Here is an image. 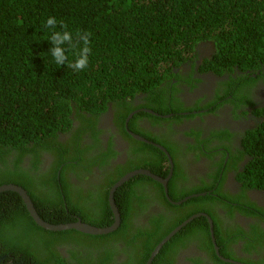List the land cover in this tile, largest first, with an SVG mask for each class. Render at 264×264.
I'll list each match as a JSON object with an SVG mask.
<instances>
[{
    "label": "trees",
    "instance_id": "16d2710c",
    "mask_svg": "<svg viewBox=\"0 0 264 264\" xmlns=\"http://www.w3.org/2000/svg\"><path fill=\"white\" fill-rule=\"evenodd\" d=\"M50 16L57 19L55 29L45 27ZM61 20L72 34L74 45H62L68 57L66 65L76 59L83 47L77 33L91 34L88 66L82 71L57 66L49 50L50 36L53 31H61ZM200 41L212 42L215 52L211 58L219 60L223 69L249 70L255 74L254 77L245 74L243 85L251 87L258 78L264 79V0H0V186L12 183L23 187L40 217L48 223L81 220L98 227L110 225L113 214L107 197L118 178L138 168L161 177L168 175L169 161L157 147L142 144L136 152L147 151L149 157L140 159L137 153L133 154L106 175L103 191L94 201L97 206L93 208L98 211L95 214H91L90 206H85L89 211L76 214L69 200L66 211L62 199L29 188L26 171L19 164L29 156L30 164L36 168L44 154L52 155L58 165L67 159L74 160L88 149L80 146L77 133L73 134L71 149L58 144L59 133L72 132L73 115L80 118L81 114H100L109 103L118 106L136 93L151 92L169 78L185 80L188 75L175 69L196 57L195 47ZM229 84L235 82L228 81L226 85ZM250 94L246 89L248 105ZM228 95L232 98H226ZM236 95V91L225 92L222 98L233 103ZM253 111L261 120L254 129L246 131L241 141L240 155L248 159L239 179L248 187L264 191V106ZM123 121L124 115L122 124ZM87 124L92 126L91 137L97 139L95 120ZM119 130L133 141L122 125ZM116 154L109 144L92 164L103 166ZM232 167L236 169L235 164ZM176 169L173 157L168 181V195L173 201L186 195L185 191L178 193L173 189ZM132 178L114 193L120 227L103 235L74 229L47 230L31 218L18 193L0 192V264H117L113 259L114 240L136 252L137 242L148 236L142 238L141 251L128 253L120 263L145 264L158 242L194 214V210L174 217L178 206L166 198L159 182L141 174ZM145 185L155 190V199L163 201L168 212H164L165 217L162 212L154 214L149 227L134 228L131 232L130 222L126 221L146 208L143 205L146 206L147 193L141 189ZM195 200L199 205L203 200L208 202L207 196L201 195ZM242 202L259 209L249 201L246 191ZM208 214L211 215L209 211ZM168 217L172 218L170 222ZM206 222L202 216L188 222L166 242L151 264H157L171 241L198 231ZM164 223L169 228L165 229Z\"/></svg>",
    "mask_w": 264,
    "mask_h": 264
},
{
    "label": "flooded vegetation",
    "instance_id": "af4514ba",
    "mask_svg": "<svg viewBox=\"0 0 264 264\" xmlns=\"http://www.w3.org/2000/svg\"><path fill=\"white\" fill-rule=\"evenodd\" d=\"M205 43L207 46H204ZM205 43H198L195 47L200 55L177 68V71L188 75L185 80L171 78L151 92L134 94L118 106L109 103L106 110L94 119L89 114L75 117L72 132L58 134L61 147L71 149L73 134L77 133L80 146L88 148L74 160L67 159L58 165L52 155L44 154L36 168L30 164L29 156L24 157L19 166L26 171L29 188L35 187L44 196L62 199L60 202L66 211L69 200L76 214L89 211L85 206L92 207L90 212L95 214L98 211L95 212L93 208L97 206L94 201L103 191L106 175L117 164L131 159L133 154L137 153L140 159L149 157L147 151L136 152V148L143 147L142 144H152L135 139L131 133L141 136L161 145L171 157H175L177 176L173 189L178 193L185 191L186 195L176 201L180 203L175 204L178 206L177 213L172 215L176 217L194 210V214H199L194 218L202 216L207 221L198 231L171 241L157 264H264V191L248 187L239 179V172L248 159L246 155H240L241 141L246 131L254 129L259 123L260 117L253 110L264 105V79L258 78L253 86L248 87L241 82L242 75L248 73L254 77L255 74L234 69L229 73V80L235 84L226 85L228 73L214 74L209 59L204 60L213 47L211 42ZM203 62L206 64L203 65ZM246 89L251 92L250 105L246 103ZM230 91L237 92L233 103L222 98L225 92ZM226 98L232 97L228 95ZM128 108L129 113L132 110L135 112L126 122ZM123 115L124 124L121 123ZM93 120L97 139L91 137L92 126L87 124V121ZM121 125L133 143L119 130ZM109 144L117 154L103 166L93 165ZM101 148H104L103 151H99ZM233 164L236 169L232 167ZM198 188L199 191H192ZM141 189L147 193L146 206L143 205L146 208L126 221V224L130 222L132 228L128 230L131 232L134 228L149 227V219L154 214L162 212L165 217L164 212H168L163 201L155 199V190L150 185ZM244 191L249 201L259 209L242 202ZM199 195L207 196L208 202L204 203L203 200V204L199 205L195 200ZM190 199L194 202H190ZM208 211L213 215H209L212 224L209 223ZM74 217L78 218L77 215ZM169 219L172 218L168 217L167 221L170 222ZM167 226L164 223L165 229ZM147 237L139 239L135 245L136 252L141 251L142 238ZM154 237H157L156 232ZM113 245V259L117 264L125 260L128 253H136L123 246L118 239L114 240ZM60 251L69 256L63 248Z\"/></svg>",
    "mask_w": 264,
    "mask_h": 264
},
{
    "label": "water",
    "instance_id": "95a60500",
    "mask_svg": "<svg viewBox=\"0 0 264 264\" xmlns=\"http://www.w3.org/2000/svg\"><path fill=\"white\" fill-rule=\"evenodd\" d=\"M131 116L132 115L129 114L127 120ZM131 134L133 135V137L135 139H139V140L148 142L143 137H140V136L135 135L133 133H131ZM153 144L156 145L158 148H160L168 158L169 165H170L168 175L165 178H163V177H161L155 173H152L148 169L138 168V169L132 170L130 172H127L126 174L121 176L109 189L108 201H109V205H110V208H111L113 216H114V220H113L112 224H110L108 226H104V227L93 226L91 224L82 222L81 220H77L76 222H69V223L51 224V223L44 221L37 214V211L34 207L32 200L30 199V196L27 194L26 190L23 187L16 185V184H12V183L3 184L0 186V192L6 191V190H11V191L18 193L20 195L21 199L23 200V202L26 206V209L29 212L30 216L33 218V220L39 226H41L47 230L60 231V230H66V229H74L76 231H79V232H82L85 234H90V235L108 234V233L116 230L120 224V215H119L118 208H117V206L114 202V198H113L114 192L119 186H121L124 182L128 181L130 178H132L135 175H138V174L146 175V176L152 178L153 180L159 182L163 186V190H164V193L166 195V198L173 204L180 203V202H176V201L171 200L169 195H168V188H167L168 180L171 177L172 171H173L172 158L170 157V154L167 152V150L165 148H163L161 145H157L155 143H153ZM195 195H198V194H195ZM187 198L188 197L184 198V200ZM202 214H204V213H202ZM198 215L199 214H194V215L190 216L185 221H183L181 224H179L175 229H173L169 234H167L151 251V254H150V256L147 259L145 264H151L154 257L157 255V253L160 251V249L163 247V245L170 239V237L172 235H174L178 230H180L181 227L185 226L190 220H192L194 217H196ZM209 223H211L210 219H209Z\"/></svg>",
    "mask_w": 264,
    "mask_h": 264
},
{
    "label": "clouds",
    "instance_id": "9594fccd",
    "mask_svg": "<svg viewBox=\"0 0 264 264\" xmlns=\"http://www.w3.org/2000/svg\"><path fill=\"white\" fill-rule=\"evenodd\" d=\"M57 19L55 18V17H52V16H50V17H48L47 18V20H46V22H45V27L46 28H49V29H55L56 28V26H57ZM59 27H60V29H61V31H53L52 32V34H51V36H50V43H51V45H52V47L49 49L50 50V52H51V54H52V56H53V58H54V60H55V62H56V64H57V66H61V65H66V61H67V59H68V57H67V55H66V50L62 47V45H64L65 43H67L69 46H72V47H74V45H73V43H72V40H73V38H72V34L69 32V31H67L66 29H67V25L65 24V22L63 21V20H61V21H59ZM91 34L90 33H87V32H85V33H83V34H81V33H77V37H78V40H82L83 41V47L81 48V50L79 51V53L77 54V57H76V59L73 61V62H71V63H68L66 66L67 67H70V68H72L74 71H82V70H84V69H86L87 68V66H88V55L90 54V52H91V49H90V47L88 46L89 45V36H90ZM205 42H210V41H200L199 43H205ZM212 43V42H211ZM213 45V44H212ZM197 46V45H196ZM204 46H207L206 45V43H205V45ZM203 47V46H202ZM202 47H201V49H202ZM196 52V56H197V54L198 55H200V51H195ZM214 52H215V47H214V45H213V47L211 48V50H210V55L208 56V54H209V51H208V53H207V55L204 57V60L206 61V60H208L209 61V63H210V66H211V71L214 73V74H217V75H222V74H224V73H228L227 74V76H226V78L225 79H227L228 81H230L229 80V73H231V72H233V71H231V70H226V69H223V65L221 64V62L219 61V60H216V61H214V60H212V56H213V54H214ZM209 57V58H208ZM206 63L205 62H203V65H205ZM200 69L202 70V68L200 67ZM234 69H236V68H234ZM175 70H177V68L175 69ZM239 71H241V72H246V71H248V72H250L249 70H240V69H238ZM251 73V72H250ZM245 74H248V73H245ZM245 74H243L242 76H245ZM250 76V75H249ZM171 80V78H169V79H167V82L168 81H170ZM264 82V81H263ZM264 84V83H263ZM143 93H146V92H143ZM130 97H127L125 100H127V99H129ZM113 104V103H112ZM109 105V104H108ZM264 106V105H263ZM108 107V106H107ZM130 111V110H129ZM134 110H132V112L131 113H129V114H131V115H133L134 114ZM81 115H87V114H81ZM98 114H89V116L91 117V119H94L96 116H97ZM129 116V115H128ZM72 118L74 119L75 118V116L73 115L72 116ZM128 118V117H127ZM130 118V117H129ZM129 120V119H128ZM128 120L126 119V122H128ZM261 120V118H259V121ZM128 127H129V125H128ZM249 130H251V129H249ZM141 137V136H140ZM139 140V139H138ZM142 141V140H141ZM148 141V140H147ZM146 142V141H145ZM146 143H148V144H152L153 146H155V147H157L156 145H154L152 142H146ZM158 148V147H157ZM159 150H161L160 148H158ZM162 151V150H161ZM163 152V151H162ZM164 153V152H163ZM165 154V153H164ZM167 157V156H166ZM171 157V156H170ZM172 158V157H171ZM168 159V158H167ZM172 161H173V158H172ZM139 175V174H138ZM142 175V174H141ZM136 176V175H135ZM146 176V175H145ZM134 177V176H133ZM163 178H165V177H163ZM170 179V178H169ZM169 181V180H168ZM163 187V186H162ZM111 188V187H110ZM109 188V189H110ZM167 188H168V185H167ZM117 190V189H116ZM115 190V191H116ZM115 193V192H114ZM108 195H109V192H108ZM113 198H114V196H113ZM107 200H108V197H107ZM115 202V201H114ZM108 204H109V201H108ZM109 207H110V205H109ZM118 208V207H117ZM36 209V208H35ZM111 209V208H110ZM37 211V210H36ZM112 211V210H111ZM118 212H119V210H118ZM37 214H38V212H37ZM113 214V213H112ZM39 215V214H38ZM119 215H120V213H119ZM40 216V215H39ZM208 216H209V214H208ZM211 216V215H210ZM209 216V218L208 219H210L211 220V223L210 224H212V219H211V217ZM32 218V217H31ZM113 220H114V216H113ZM120 222H121V217H120ZM112 224V223H111ZM108 226V225H107ZM120 227V224H119V226H118V228ZM117 228V229H118ZM116 229V230H117ZM115 231V230H114ZM164 238V237H163ZM162 238V239H163ZM161 239V240H162ZM160 240V241H161ZM159 241V242H160ZM158 242V243H159ZM166 244V243H165ZM164 244V245H165ZM163 245V246H164Z\"/></svg>",
    "mask_w": 264,
    "mask_h": 264
},
{
    "label": "rangeland",
    "instance_id": "374dc122",
    "mask_svg": "<svg viewBox=\"0 0 264 264\" xmlns=\"http://www.w3.org/2000/svg\"><path fill=\"white\" fill-rule=\"evenodd\" d=\"M100 250H102V248H101ZM92 252L94 253L95 251H94V250H92Z\"/></svg>",
    "mask_w": 264,
    "mask_h": 264
},
{
    "label": "bare ground",
    "instance_id": "6f19581e",
    "mask_svg": "<svg viewBox=\"0 0 264 264\" xmlns=\"http://www.w3.org/2000/svg\"><path fill=\"white\" fill-rule=\"evenodd\" d=\"M116 176V175H115ZM119 179V178H118ZM133 179V178H132Z\"/></svg>",
    "mask_w": 264,
    "mask_h": 264
}]
</instances>
